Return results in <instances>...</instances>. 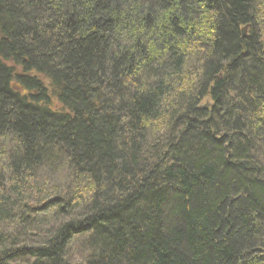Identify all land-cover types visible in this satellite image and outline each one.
Segmentation results:
<instances>
[{
	"label": "trees",
	"instance_id": "16d2710c",
	"mask_svg": "<svg viewBox=\"0 0 264 264\" xmlns=\"http://www.w3.org/2000/svg\"><path fill=\"white\" fill-rule=\"evenodd\" d=\"M0 264H264V0H0Z\"/></svg>",
	"mask_w": 264,
	"mask_h": 264
},
{
	"label": "water",
	"instance_id": "95a60500",
	"mask_svg": "<svg viewBox=\"0 0 264 264\" xmlns=\"http://www.w3.org/2000/svg\"><path fill=\"white\" fill-rule=\"evenodd\" d=\"M245 29H246V27H244V28L241 30L242 37L245 36ZM208 105H209V104H205V105H203V106H199L198 108H199V109H205Z\"/></svg>",
	"mask_w": 264,
	"mask_h": 264
},
{
	"label": "bare ground",
	"instance_id": "6f19581e",
	"mask_svg": "<svg viewBox=\"0 0 264 264\" xmlns=\"http://www.w3.org/2000/svg\"><path fill=\"white\" fill-rule=\"evenodd\" d=\"M245 27H247V26H245ZM246 30V29H245Z\"/></svg>",
	"mask_w": 264,
	"mask_h": 264
},
{
	"label": "rangeland",
	"instance_id": "374dc122",
	"mask_svg": "<svg viewBox=\"0 0 264 264\" xmlns=\"http://www.w3.org/2000/svg\"><path fill=\"white\" fill-rule=\"evenodd\" d=\"M197 54V53H196ZM196 54H195V56H196Z\"/></svg>",
	"mask_w": 264,
	"mask_h": 264
}]
</instances>
